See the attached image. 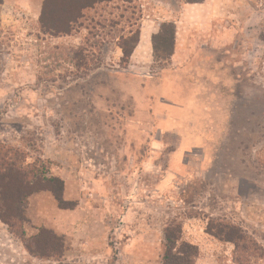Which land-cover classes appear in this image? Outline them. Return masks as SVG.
Segmentation results:
<instances>
[{
  "label": "rangeland",
  "instance_id": "374dc122",
  "mask_svg": "<svg viewBox=\"0 0 264 264\" xmlns=\"http://www.w3.org/2000/svg\"><path fill=\"white\" fill-rule=\"evenodd\" d=\"M44 2L0 5V143L60 177L70 207L46 190L25 198V237L41 241L30 252L0 220V264H264V0H111L61 37L40 29ZM177 24L209 51L201 79L220 94L188 146L153 118L160 96L138 101L142 69L121 61V36L140 29L146 74H160ZM220 224L242 230L248 262L214 236Z\"/></svg>",
  "mask_w": 264,
  "mask_h": 264
},
{
  "label": "trees",
  "instance_id": "16d2710c",
  "mask_svg": "<svg viewBox=\"0 0 264 264\" xmlns=\"http://www.w3.org/2000/svg\"><path fill=\"white\" fill-rule=\"evenodd\" d=\"M111 0H45L39 20L40 29L45 34L61 37L68 36L74 32V26L81 23L85 12L95 10L97 6L109 3ZM131 2L132 0H123ZM3 0H0V5ZM92 23L95 22L93 18ZM173 29L174 26L172 25ZM141 31L132 32L127 38H122L120 47L122 49V63L128 66L131 56L140 40ZM175 31L173 30L172 43L175 42ZM78 50H82L79 52ZM84 48L76 49V56L84 52ZM24 151L16 147L0 143V220L9 229L19 236L27 249L33 253L30 242L41 241L40 236L26 239L23 229V219L20 216V206L25 198L37 191H50L58 204L63 209H68L70 203L64 199V181L53 175L42 172L36 163H27ZM221 228L214 236L221 241L232 242L235 245V261L243 263L248 260L239 255L245 253L247 238L240 228L229 224H220ZM46 232V231H45ZM251 241V240H250ZM249 241V242H250ZM167 259L176 247L177 238L167 235ZM164 258V259H165Z\"/></svg>",
  "mask_w": 264,
  "mask_h": 264
},
{
  "label": "crops",
  "instance_id": "0c3cea01",
  "mask_svg": "<svg viewBox=\"0 0 264 264\" xmlns=\"http://www.w3.org/2000/svg\"><path fill=\"white\" fill-rule=\"evenodd\" d=\"M181 9L183 11L184 6ZM178 25H176L174 49L170 55L171 63L167 68L162 69L160 74H146L148 67L151 68V65L155 64V55L152 39L145 31L140 34L139 43L131 56L130 63L132 66L137 63V69H142V72L137 74V81L142 91L138 101L140 102L142 97V103L145 105L148 93H153L155 97L160 96L162 101L155 102L153 106V118L162 124H167L177 136L182 138V146H188L192 140L206 135V126H208L206 122L210 120L212 114H215V108L218 106L216 102L220 100V94L213 90L216 89L215 84L209 85L208 81L203 82L201 79L203 73L208 75L213 65L207 60V55H204L203 58L206 59L203 61L196 57L200 58L203 53L209 51L191 50ZM144 34L146 36L143 41ZM190 77L194 79L191 80ZM140 112L138 110V117ZM144 117L143 109L142 118ZM201 121L205 123L201 125Z\"/></svg>",
  "mask_w": 264,
  "mask_h": 264
}]
</instances>
